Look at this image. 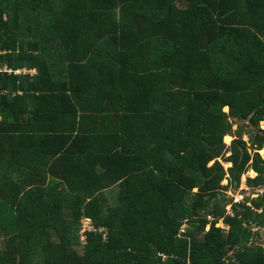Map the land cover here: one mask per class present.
<instances>
[{
	"label": "trees",
	"instance_id": "1",
	"mask_svg": "<svg viewBox=\"0 0 264 264\" xmlns=\"http://www.w3.org/2000/svg\"><path fill=\"white\" fill-rule=\"evenodd\" d=\"M261 124L264 0H0V264H264Z\"/></svg>",
	"mask_w": 264,
	"mask_h": 264
},
{
	"label": "rangeland",
	"instance_id": "2",
	"mask_svg": "<svg viewBox=\"0 0 264 264\" xmlns=\"http://www.w3.org/2000/svg\"><path fill=\"white\" fill-rule=\"evenodd\" d=\"M225 112L228 114L229 113V109L227 108V109H225ZM233 123H235V125H234V132H236L237 134L236 135H238L240 132H242V130H240L239 131V133H238V128L240 127V126H243L244 128H246L245 127V124L246 123H239L238 121H233ZM248 130H249V128H248ZM260 130L261 131H264V124H261L260 125ZM242 137H243V139H244V141H246V142H248L249 141V136L247 135V133H244V134H242ZM234 139H235V136L234 137H232V138H228V139H226V141H225V144L227 145V146H230L231 145V143L234 141ZM261 156H264V154L263 155H261ZM225 168H229V166H226ZM248 176H250V178L251 179H254L256 176H254L253 174H249ZM248 176H244V177H242V180H241V187H242V185L245 187H243V189L242 190H247V194H246V197H248V196H250V190L247 188V186H246V180H247V178H248ZM223 186H227V182H224V184H223ZM241 187L239 188V190L238 191H236V192H234V191H230V192H228V193H226L227 194V197H229V198H232V199H234L235 197H237L239 194H242L243 192H242V190H241ZM112 190H114V192L112 193V192H108V195L107 196H109L110 197V203L111 204H114V202H113V199L115 198V195H116V193H117V189L116 188H113ZM112 196H113V198H112ZM253 198H255V196H253ZM218 228H221V229H225L226 230V226L225 225H221V224H219V227ZM90 231V232H93V230H92V227H91V225L90 224H88V223H86V220L85 219H81V222H80V232L81 233H83V232H85V231ZM207 230H209V228L207 229ZM228 230H226V232H227ZM257 231V230H256ZM79 232V233H80ZM257 243L258 244H262V239H257ZM262 246H264V245H262Z\"/></svg>",
	"mask_w": 264,
	"mask_h": 264
},
{
	"label": "built area",
	"instance_id": "3",
	"mask_svg": "<svg viewBox=\"0 0 264 264\" xmlns=\"http://www.w3.org/2000/svg\"><path fill=\"white\" fill-rule=\"evenodd\" d=\"M248 197H250V196H248ZM248 197H246L245 193L239 194L237 197L234 198V205H239V204L243 203L245 201V199L248 198ZM255 198H257V196H255ZM228 212H229V215L232 214L231 208H228ZM85 220H86V223L91 225V223H90V221H88V219H85ZM91 227H92V225H91ZM92 230H93V228H92ZM85 232H90V231L88 230V231H85ZM85 232H83V233L80 232L79 233V239L82 242H84V239H85L84 236H83ZM93 232H95V231L93 230ZM99 232L101 233L102 231H99Z\"/></svg>",
	"mask_w": 264,
	"mask_h": 264
},
{
	"label": "crops",
	"instance_id": "4",
	"mask_svg": "<svg viewBox=\"0 0 264 264\" xmlns=\"http://www.w3.org/2000/svg\"><path fill=\"white\" fill-rule=\"evenodd\" d=\"M264 154V151H262V152H260V155H263ZM263 157V159H264V156H262ZM250 174H253L254 176H256L254 173H250ZM248 177H250V176H248ZM243 185H242V187H241V190L243 189ZM245 188V187H244ZM245 191H247L246 189L245 190H242V192H245Z\"/></svg>",
	"mask_w": 264,
	"mask_h": 264
},
{
	"label": "clouds",
	"instance_id": "5",
	"mask_svg": "<svg viewBox=\"0 0 264 264\" xmlns=\"http://www.w3.org/2000/svg\"><path fill=\"white\" fill-rule=\"evenodd\" d=\"M246 192H247V191H245V192H243V193L247 194ZM227 211H228V209H227ZM228 215H229V212H228ZM220 224L223 225L222 223H220ZM223 230H224V231H226V230L229 231L230 229L226 227V230H225V229H223ZM101 231H102V230H101ZM228 231H227V232H228Z\"/></svg>",
	"mask_w": 264,
	"mask_h": 264
}]
</instances>
